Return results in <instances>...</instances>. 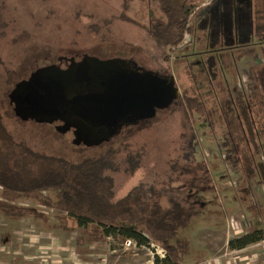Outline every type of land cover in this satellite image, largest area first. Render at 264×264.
I'll return each mask as SVG.
<instances>
[{
    "label": "rangeland",
    "instance_id": "rangeland-1",
    "mask_svg": "<svg viewBox=\"0 0 264 264\" xmlns=\"http://www.w3.org/2000/svg\"><path fill=\"white\" fill-rule=\"evenodd\" d=\"M0 3L8 6L6 21L12 27L6 45H0L6 65L0 74V97L6 83L18 80L14 75L20 68L26 72L51 65L66 67L72 57L133 59L147 70L171 75L181 88L179 101L112 138L126 147L120 157L125 159L110 173L115 196L120 199L142 184H157L200 206L202 213L193 227L180 232V237L188 234L193 241L183 264L213 260L215 264H263L259 260L264 256L254 253L257 249L249 250L251 244L244 248L234 244L254 226L264 232V99L258 100L264 95L262 91L243 94L239 84L241 63L264 59V0H214L200 14L217 15L215 27L198 30L201 22L197 23L195 34L185 33L174 49L160 47L146 31L150 13L160 16L156 3L147 0H134L127 12L130 20L120 18L123 0ZM195 19L190 18V23ZM195 92L203 97L206 111L204 116L193 115L187 130L181 104L184 94ZM25 123L16 120L11 127L17 137L26 136L36 149L73 161L96 155L105 145L100 141L75 144L71 135L67 142L54 130L44 132L43 123L36 127ZM200 161L209 165L211 189L190 188L189 174L179 169L182 163ZM9 212L24 216L16 219ZM59 214L30 201H5L0 194V264H154L166 255L158 245L120 241L107 234L78 248L80 232L57 229ZM250 253L254 254L248 257Z\"/></svg>",
    "mask_w": 264,
    "mask_h": 264
},
{
    "label": "trees",
    "instance_id": "trees-1",
    "mask_svg": "<svg viewBox=\"0 0 264 264\" xmlns=\"http://www.w3.org/2000/svg\"><path fill=\"white\" fill-rule=\"evenodd\" d=\"M133 2L123 0L124 15L120 18L130 20L127 12ZM147 3H156L160 16L150 13L148 24L144 27L160 47L174 49L183 41L185 33H195L196 22L191 24L189 19L196 18V11L192 17L190 14L199 8V2L147 0ZM7 9L6 3H0V45H6V38L12 33V27L6 21L9 15ZM5 67L0 54V74ZM30 70L24 72L20 68V72L14 75L18 80L15 84L6 83L5 92L0 97L1 197L5 201H30L59 211L61 214L57 215L56 228L67 233L79 231L76 238L78 248L87 242L99 241L107 234L120 241L133 239L139 245L149 243L160 246L166 255L163 259L156 258L154 264H183L185 256L193 249V241L188 234L180 237V232H187L193 227L201 216L202 208L187 196L173 194L168 186L157 184H142L117 199L110 173L116 164L121 163L120 160L125 159L120 158L126 148L124 145H118L113 137H109L103 141L105 145L100 153L73 161L36 149L26 136L15 135L11 127L18 117L11 105L12 93L16 85L29 76ZM184 95L181 104L183 125L190 130L191 117L195 114L204 116L206 109L198 92ZM32 122L35 127L40 125ZM42 123L46 127L51 124ZM45 129L50 134L51 130L47 127L44 132ZM55 133L56 137L62 138L58 132ZM180 166L179 169L190 176V188H212L213 177L206 162L182 163ZM211 167L214 169L213 165ZM163 200L167 205L163 204ZM9 216L20 219L24 215L9 212ZM263 238L264 232L254 226L248 235L236 239L234 247L244 248Z\"/></svg>",
    "mask_w": 264,
    "mask_h": 264
},
{
    "label": "flooded vegetation",
    "instance_id": "flooded-vegetation-1",
    "mask_svg": "<svg viewBox=\"0 0 264 264\" xmlns=\"http://www.w3.org/2000/svg\"><path fill=\"white\" fill-rule=\"evenodd\" d=\"M133 88L145 90L148 105L137 107L124 96ZM158 88L163 94L157 93ZM180 95L168 73L147 70L133 59L85 56L69 58L66 67L51 65L30 71L14 88L11 105L18 122L33 120L38 125L40 119L51 118L52 122L42 120L51 123L48 129L64 141L70 142L71 135L73 143L88 146L114 137L128 125L155 118L177 103Z\"/></svg>",
    "mask_w": 264,
    "mask_h": 264
},
{
    "label": "crops",
    "instance_id": "crops-1",
    "mask_svg": "<svg viewBox=\"0 0 264 264\" xmlns=\"http://www.w3.org/2000/svg\"><path fill=\"white\" fill-rule=\"evenodd\" d=\"M195 1L199 2L201 5L205 4V5H202V7L200 5L199 8H196V10L194 9L193 12L190 14V15H194V12L195 11L197 12V13L195 12V15L197 18L195 28L197 29V23L201 22L198 30L199 29H206V31L212 30L215 27V24H216L215 21L217 20V15H208V17L204 18L201 16L200 11L203 8H205V6L211 5L214 0H210L209 3H205V1L207 2V0H195ZM241 64H243V65L241 66V70L239 72V76L241 78V82L239 84H240L241 88L243 89L242 93L243 94L249 93V95L251 94L254 96L257 93H260L262 91V95H264V70H263L264 69V59L262 60V59L257 58V59H255V61L247 59L245 62H243ZM178 90H179L180 94H182L180 87H178ZM257 97H260V96H257ZM263 99L264 98H258V100H263ZM258 229H261V228H258ZM251 245H252L251 246L252 248H250L249 250H256L257 249L259 251L254 252V253H257L258 256H264V240H261L259 242L254 243V244H251ZM255 247H257V248H255ZM13 248L14 247H12V249ZM254 253L248 254V257H250V255L254 254ZM259 262L264 264V258L262 260H259ZM3 264H9V263H3ZM209 264H215L214 260H213V262L210 261Z\"/></svg>",
    "mask_w": 264,
    "mask_h": 264
},
{
    "label": "water",
    "instance_id": "water-1",
    "mask_svg": "<svg viewBox=\"0 0 264 264\" xmlns=\"http://www.w3.org/2000/svg\"><path fill=\"white\" fill-rule=\"evenodd\" d=\"M176 91L177 89L174 88ZM161 89L158 88L157 90V93L158 94H163L162 92H160ZM178 92V91H177ZM147 93L145 92L144 89H138V88H133V89H130V93L129 94H125L124 96L130 100H133L134 103H137V107H142V106H145V105H148V101L144 100L146 97H147ZM118 103V102H117ZM120 105H122L121 107H124V106H127V104H121L119 103ZM120 107V108H121Z\"/></svg>",
    "mask_w": 264,
    "mask_h": 264
},
{
    "label": "built area",
    "instance_id": "built-area-1",
    "mask_svg": "<svg viewBox=\"0 0 264 264\" xmlns=\"http://www.w3.org/2000/svg\"><path fill=\"white\" fill-rule=\"evenodd\" d=\"M129 245V242H125V246H128ZM162 258L164 257L163 255H161Z\"/></svg>",
    "mask_w": 264,
    "mask_h": 264
}]
</instances>
